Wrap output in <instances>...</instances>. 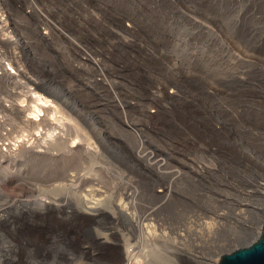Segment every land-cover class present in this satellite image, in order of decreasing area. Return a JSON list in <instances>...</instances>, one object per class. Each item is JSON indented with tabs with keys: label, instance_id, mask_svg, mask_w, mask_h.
<instances>
[{
	"label": "rangeland",
	"instance_id": "rangeland-1",
	"mask_svg": "<svg viewBox=\"0 0 264 264\" xmlns=\"http://www.w3.org/2000/svg\"><path fill=\"white\" fill-rule=\"evenodd\" d=\"M4 1L44 64L34 72L61 81L100 115L124 154L125 161L117 151L111 160L137 189L135 211L154 210L145 222L149 233L106 219L95 225L98 232L111 242L115 230L130 243L143 239L147 251L137 264H219L223 253L258 236L264 223V0ZM104 65L110 76L98 71ZM165 87H174L176 97L164 94ZM32 113L26 117L34 120ZM12 119L3 118L2 149L44 139V125L33 130ZM140 145L160 161L157 169L134 157ZM51 175L48 160L27 158L16 174L0 160V209H6L0 264H13L23 249L15 240L21 217L5 194L18 196L24 183ZM165 184L171 192L161 195ZM24 249L30 257L39 252ZM48 252V264L69 256L60 244Z\"/></svg>",
	"mask_w": 264,
	"mask_h": 264
},
{
	"label": "bare ground",
	"instance_id": "bare-ground-1",
	"mask_svg": "<svg viewBox=\"0 0 264 264\" xmlns=\"http://www.w3.org/2000/svg\"><path fill=\"white\" fill-rule=\"evenodd\" d=\"M4 3L0 0V141L4 138L2 131L6 127L4 117H13L14 124L33 130L44 125L46 130L44 139L37 144L26 142L17 145L16 149L10 145L5 149L0 147V160L8 166L10 173L15 174L23 161L32 157L48 160L54 168L51 177L24 183L18 196L2 191L9 206L14 207L21 217L15 228V240L16 245L23 249L20 247L13 264H48V250L53 252L57 244L69 249V256L58 257L57 263L60 264H88L92 261L137 264L144 257L141 254L147 251L144 250L143 239L130 243L115 230L114 241L111 242L106 234L97 231L95 225L102 219L109 220L111 224L126 220L135 232L143 235L151 229L145 222L150 220L154 210L141 216L135 211L139 198L137 189L133 179L120 171L119 162L111 160L117 151L123 156L118 159L125 161L124 154L100 115L61 81L54 77L43 80L34 72L32 67L42 62L17 29ZM41 35L44 39L49 37L47 33ZM6 61L9 62L8 67L5 66ZM98 71L102 75L103 71L109 76L112 74L110 67L105 65ZM100 81L106 83L105 74ZM168 88L165 87L162 92L176 97L175 88ZM162 92L158 91L159 94ZM21 97H24L21 101L23 105L18 103ZM114 99L124 112L116 95ZM28 111L34 112V120L32 116L26 117ZM248 150L259 155L255 149ZM253 155L243 157L252 160L255 158ZM134 157L148 168L157 169L159 166L160 161H156L154 153H147L144 145L134 151ZM15 178L18 179V175ZM158 192L167 195L165 193L171 192L170 185H162ZM5 212V208L0 209V218ZM242 215L240 213L239 216ZM87 234L92 235L93 240H89ZM24 246L39 252L30 257ZM77 254L86 258L78 260ZM205 263L218 264L213 259Z\"/></svg>",
	"mask_w": 264,
	"mask_h": 264
},
{
	"label": "water",
	"instance_id": "water-1",
	"mask_svg": "<svg viewBox=\"0 0 264 264\" xmlns=\"http://www.w3.org/2000/svg\"><path fill=\"white\" fill-rule=\"evenodd\" d=\"M219 264H264V223L258 236L223 253Z\"/></svg>",
	"mask_w": 264,
	"mask_h": 264
}]
</instances>
